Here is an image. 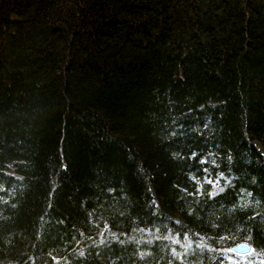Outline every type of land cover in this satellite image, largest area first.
<instances>
[{
  "label": "trees",
  "instance_id": "obj_1",
  "mask_svg": "<svg viewBox=\"0 0 264 264\" xmlns=\"http://www.w3.org/2000/svg\"><path fill=\"white\" fill-rule=\"evenodd\" d=\"M0 264H264V0H0Z\"/></svg>",
  "mask_w": 264,
  "mask_h": 264
},
{
  "label": "water",
  "instance_id": "obj_2",
  "mask_svg": "<svg viewBox=\"0 0 264 264\" xmlns=\"http://www.w3.org/2000/svg\"><path fill=\"white\" fill-rule=\"evenodd\" d=\"M230 250L238 255H248L253 251V246L248 241H242L231 246Z\"/></svg>",
  "mask_w": 264,
  "mask_h": 264
},
{
  "label": "snow or ice",
  "instance_id": "obj_3",
  "mask_svg": "<svg viewBox=\"0 0 264 264\" xmlns=\"http://www.w3.org/2000/svg\"><path fill=\"white\" fill-rule=\"evenodd\" d=\"M229 251H232V250H229Z\"/></svg>",
  "mask_w": 264,
  "mask_h": 264
}]
</instances>
